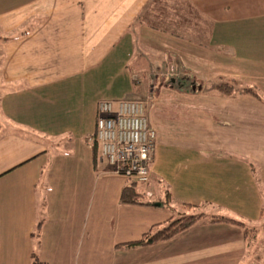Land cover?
Here are the masks:
<instances>
[{"label": "crops", "instance_id": "1", "mask_svg": "<svg viewBox=\"0 0 264 264\" xmlns=\"http://www.w3.org/2000/svg\"><path fill=\"white\" fill-rule=\"evenodd\" d=\"M0 34V264H264V0H0ZM169 55L195 85L148 90ZM123 99L158 136L140 206L94 161L98 103ZM180 214L205 217L124 246Z\"/></svg>", "mask_w": 264, "mask_h": 264}, {"label": "built area", "instance_id": "2", "mask_svg": "<svg viewBox=\"0 0 264 264\" xmlns=\"http://www.w3.org/2000/svg\"><path fill=\"white\" fill-rule=\"evenodd\" d=\"M157 137L144 102L123 99L98 103L96 139L101 159L112 173L130 184H149Z\"/></svg>", "mask_w": 264, "mask_h": 264}, {"label": "trees", "instance_id": "3", "mask_svg": "<svg viewBox=\"0 0 264 264\" xmlns=\"http://www.w3.org/2000/svg\"><path fill=\"white\" fill-rule=\"evenodd\" d=\"M3 37L0 34V46L1 42L3 41ZM7 39H5L6 41ZM182 85H180L181 87ZM216 90L225 96H230L234 93V85L230 83H224L217 85ZM245 92L248 94L255 95V93L249 89H245ZM98 141L97 139L93 143V151H94V161L95 163L98 162ZM138 184L137 183H131L128 187H126L121 194V203L125 205L130 206H140L144 205V195L141 194L137 189ZM205 215L199 214V215H182V217L179 219H175V221H171L167 224L166 227L157 230L155 232H150L140 240L133 243H129L124 245L127 248H137V247H147L151 246L160 242L169 241L173 238H175L178 234L190 229L193 225H195L198 221H200L202 218H204ZM211 220V223H225V224H231L238 227H241L244 229L246 238L255 237L256 230L250 229L241 221H237L234 219L226 218V217H219V216H213ZM41 227V223L38 225V230ZM34 264H40L36 261Z\"/></svg>", "mask_w": 264, "mask_h": 264}, {"label": "rangeland", "instance_id": "4", "mask_svg": "<svg viewBox=\"0 0 264 264\" xmlns=\"http://www.w3.org/2000/svg\"><path fill=\"white\" fill-rule=\"evenodd\" d=\"M145 42H148L147 45L149 46V49L146 50V51H148V55H153V56L157 55V52H158V50H156L157 41H145ZM166 58L167 59H166V61H164V63L162 62V63L158 64V63L154 62V64H152L151 66L148 65L147 68L143 69V70H147V71H144L146 74L147 73L150 74L149 75L150 77L148 78L149 79L148 80V82H149L148 90L153 92L155 90V88L157 86H159L160 84H164V85L166 84V85H171V86L183 85V86H187V87L195 85L194 80L192 78H189V73L187 72V70L178 71L174 68V61H173L171 55L167 56ZM142 67L144 68L143 64H142ZM152 97L153 96H151V93H149V95L146 99V101H148V105H149L150 99H152ZM148 105H147V107H148ZM150 179H151V177H150ZM138 186H137L138 190L142 189V187H143L141 185H138ZM182 215L190 216L187 214H180V218L182 217ZM206 217H208V216H206ZM210 219H212V217H210Z\"/></svg>", "mask_w": 264, "mask_h": 264}]
</instances>
